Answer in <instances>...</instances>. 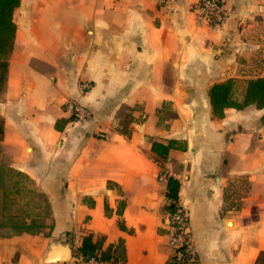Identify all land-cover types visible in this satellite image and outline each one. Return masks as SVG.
<instances>
[{
	"label": "crops",
	"instance_id": "crops-1",
	"mask_svg": "<svg viewBox=\"0 0 264 264\" xmlns=\"http://www.w3.org/2000/svg\"><path fill=\"white\" fill-rule=\"evenodd\" d=\"M194 1L21 0L0 67V264H74L88 234L116 264H174L162 172L180 182L198 264L258 263L264 108L218 117L209 89L264 77V0H222L220 28ZM172 139L187 148L158 158L152 143Z\"/></svg>",
	"mask_w": 264,
	"mask_h": 264
},
{
	"label": "trees",
	"instance_id": "trees-1",
	"mask_svg": "<svg viewBox=\"0 0 264 264\" xmlns=\"http://www.w3.org/2000/svg\"><path fill=\"white\" fill-rule=\"evenodd\" d=\"M21 4V0H0V67L6 66L12 51L17 33V24L14 20V12ZM209 97L214 115L224 116L227 107L242 109L250 104L258 108H264V77L255 79L230 78L224 82L215 83L209 89ZM172 148L185 150L186 142L172 139L168 143L154 141L152 151L160 159H167ZM180 182L172 175L167 178V198L179 199ZM174 208V204L167 203L168 213ZM75 255L87 257H100L112 259L111 246L102 248L101 241H93L92 234L83 238L82 244ZM264 264V252L261 253L258 263Z\"/></svg>",
	"mask_w": 264,
	"mask_h": 264
},
{
	"label": "built area",
	"instance_id": "built-area-1",
	"mask_svg": "<svg viewBox=\"0 0 264 264\" xmlns=\"http://www.w3.org/2000/svg\"><path fill=\"white\" fill-rule=\"evenodd\" d=\"M158 3L165 4L169 0H156ZM192 9L198 14V20L211 28H220L223 24L226 13L222 0H195ZM84 90H88L90 84H82ZM75 118L84 120L91 117L88 108L77 103H70ZM160 180H167L168 174L162 172ZM174 204V208L168 213L169 233L168 242L173 248L171 261L174 264H198L199 256L196 246L192 239L189 213L178 200L168 199V204ZM74 264H116L114 259H103L100 257L74 256Z\"/></svg>",
	"mask_w": 264,
	"mask_h": 264
},
{
	"label": "rangeland",
	"instance_id": "rangeland-1",
	"mask_svg": "<svg viewBox=\"0 0 264 264\" xmlns=\"http://www.w3.org/2000/svg\"><path fill=\"white\" fill-rule=\"evenodd\" d=\"M22 15V11H18L17 12V19H19V17ZM122 117L121 120L118 122L119 124V128L123 131L128 129V124H129V115H130V111L127 107H124L122 110Z\"/></svg>",
	"mask_w": 264,
	"mask_h": 264
},
{
	"label": "water",
	"instance_id": "water-1",
	"mask_svg": "<svg viewBox=\"0 0 264 264\" xmlns=\"http://www.w3.org/2000/svg\"><path fill=\"white\" fill-rule=\"evenodd\" d=\"M70 256H71V255L68 254L67 258H70ZM54 258H55V256L53 255V250H52L50 253H48V254L46 255L44 261H45V262L53 261Z\"/></svg>",
	"mask_w": 264,
	"mask_h": 264
}]
</instances>
